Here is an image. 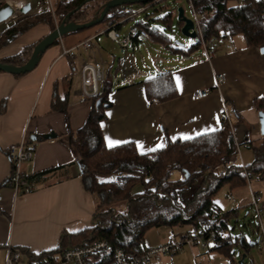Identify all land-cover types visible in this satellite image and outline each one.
Returning a JSON list of instances; mask_svg holds the SVG:
<instances>
[{
	"label": "crops",
	"instance_id": "crops-1",
	"mask_svg": "<svg viewBox=\"0 0 264 264\" xmlns=\"http://www.w3.org/2000/svg\"><path fill=\"white\" fill-rule=\"evenodd\" d=\"M32 2L25 3L31 7L30 11L41 12V1ZM102 32L103 29L89 28L64 38L67 46H73L96 36L101 56L107 61L114 88L109 93L111 105L100 124L108 147L132 141L141 153L154 151L164 147L169 138L184 140L185 136L192 138L215 131L225 117L231 123L241 163L253 161L249 142H257L263 136L255 106L256 99H264V53L260 47L248 45L239 34L218 40L211 58L206 57L200 46L176 54L169 65L156 60L153 68L148 69L147 65L140 69L137 60L140 42H159L140 40L131 52L127 50L117 58L116 48L109 50L110 44L108 47L102 44L99 38ZM48 33L46 24L32 28L18 37L16 44L14 41L2 48L0 59L16 54ZM61 51L60 43L51 46L34 69L21 75L0 70V264H5L9 245L32 254H44L58 250L65 233L77 232L93 221L95 198L84 188L80 166L70 145L71 133L84 125L93 100L82 96L81 77L70 72L71 61L79 63L80 57L61 56ZM83 51L89 53L87 49ZM166 71L172 72L178 95L166 101L149 100L144 80ZM199 88H209L211 92L197 100L193 93ZM54 100L60 108L54 109ZM50 133L55 136L42 137ZM25 134L36 145L34 157L22 165L34 190L26 192L21 188L16 193L6 183L12 171L6 150L19 144ZM109 141L120 143L109 146ZM214 201L222 210L232 211L230 219L238 217L242 207L251 206L245 185L228 190L225 198L215 197ZM190 228L191 225L160 226L155 238H144L143 242L145 246H154L166 241L171 232ZM243 238L247 241L245 235L231 237L229 245L218 249L184 247L178 255L164 256L152 264H241L243 253L248 256L252 246L262 241L260 236L257 241H247L250 245L245 249ZM29 259V253L22 250L20 264H27ZM250 262L264 264V259L252 255Z\"/></svg>",
	"mask_w": 264,
	"mask_h": 264
},
{
	"label": "trees",
	"instance_id": "trees-1",
	"mask_svg": "<svg viewBox=\"0 0 264 264\" xmlns=\"http://www.w3.org/2000/svg\"><path fill=\"white\" fill-rule=\"evenodd\" d=\"M90 1L53 0L54 15L59 23L65 18L69 22H89L100 16L109 0H100L92 14L88 11ZM188 1L199 17L206 40L217 43L222 38L241 34L250 46L264 45V0H242L234 5H230L232 0ZM155 3L135 5H150V8ZM124 16L121 6L113 7L98 24L110 26ZM160 19L171 27L173 14ZM179 22L182 26L183 23ZM40 24H46L49 33L55 29L50 8L36 14L28 12L5 28L0 33V50ZM122 24H118L117 29ZM136 24L145 27L154 41L175 54L190 52L201 46L199 40L184 51L171 45L168 35L159 27L152 26L150 20H140ZM82 31L85 30L70 32L65 36ZM45 36L0 61L13 65L25 64L37 43ZM57 43L59 39L53 45ZM144 86L146 96L151 101H166L178 95L171 71L148 77L144 80ZM113 88L114 80L107 68L98 95L90 98L93 107L86 122L71 133L70 145L80 165L82 182L84 188L93 194L96 210L91 225L71 234L65 233L57 249L104 238L112 248L121 246L129 253L138 254L144 248L143 241L149 229L160 226L196 227L201 220H208L212 208L222 210L214 199L223 187L233 189L244 186L248 184V179L254 177L264 180V136L257 142H249L254 159L250 164L243 165L237 160L233 129L225 117L222 126L215 131L184 140L169 138L164 147L154 151L141 153L132 141L108 147L100 121L106 117V108L111 105L109 93ZM97 100H100L98 105ZM255 106L258 111H264V99H256ZM53 107L60 108L55 100ZM174 173H178L177 176L174 177ZM223 212L220 227L226 234L218 238L219 248L229 245L232 237L228 233L232 211ZM242 241L247 249L250 244L244 238ZM21 250L29 253L31 259L40 255ZM229 256L233 261L232 252Z\"/></svg>",
	"mask_w": 264,
	"mask_h": 264
},
{
	"label": "built area",
	"instance_id": "built-area-1",
	"mask_svg": "<svg viewBox=\"0 0 264 264\" xmlns=\"http://www.w3.org/2000/svg\"><path fill=\"white\" fill-rule=\"evenodd\" d=\"M46 1L50 8H52L51 10H53V0ZM149 6L150 5L135 4L122 5L121 11L125 16L107 27V36L112 40L118 41L123 48L133 46L140 40L152 41L153 37L150 32L141 25L133 24L127 35L122 38H120L117 29L118 24L134 16H139L142 12L146 11ZM191 9L194 15L192 18L194 20V29L197 32V37H199L201 41V47L206 57L211 58L216 43L214 40L208 41L204 38L199 17L192 7ZM64 21L66 23L69 22L68 18H65ZM58 25L59 24H57V26ZM95 37L96 36L88 37L73 46L66 45L64 36L59 39L62 48L61 56L70 57L72 59H75L77 56L80 57L81 61L79 63L73 60L71 61L70 72L80 75L81 94L84 98H94L98 95L100 86L106 78L108 64L101 56L100 47L94 40ZM84 49H87L89 53L84 54ZM143 67L146 68L147 65L144 64ZM210 92L211 89L209 88H199L195 90L193 96L198 100L207 97ZM35 150V143L32 142L26 134L19 144L11 146L6 150L7 156L12 163V171L6 183L11 186L16 193L19 192L21 188H24L26 192H32L34 190V187L28 180L26 172L22 169V165L24 162L30 161L34 157ZM236 151L238 155L237 160L241 162L238 144L236 146ZM248 184L250 185L251 206L256 216L259 236L260 239L264 241V199L259 192L252 188L251 180L249 179ZM223 213L221 209L212 208L209 211L208 220H201L196 227H191L190 229L173 231L169 234L166 241L157 245H144L142 252L138 254L129 253L121 246L112 248L106 239L101 238L81 245L61 247L58 250L40 254L34 259L30 258L27 264H152L160 261L164 256L176 254L184 247H195L198 245L205 250L218 249L220 247L218 238L226 234L225 230L220 227ZM21 258L22 250L15 249L11 245L7 247L5 264H20Z\"/></svg>",
	"mask_w": 264,
	"mask_h": 264
},
{
	"label": "rangeland",
	"instance_id": "rangeland-1",
	"mask_svg": "<svg viewBox=\"0 0 264 264\" xmlns=\"http://www.w3.org/2000/svg\"><path fill=\"white\" fill-rule=\"evenodd\" d=\"M16 1L22 2L26 0H16ZM37 1L38 0H33V2H37ZM40 1H41L40 9H42L41 12L50 8L46 0H40ZM241 1L242 0H232L230 2V5L238 4ZM100 2H101L100 0H92L89 2L88 11L90 12V14H92L95 11L96 7L99 5ZM179 6H182L184 8L185 15L187 17L189 18L194 17L193 11L190 7V3L188 0H159L153 6L148 8L146 11L142 12L139 16H134L132 18L127 19V21L122 25L120 29V32H119L120 38L127 35V33L129 32V29L131 28L133 24H136L140 20H143V21L150 20L152 26L159 27L161 30H163L168 35V37L171 40L170 42L171 45L180 47L184 49V51H188V49L192 47L193 45H196L200 39L199 37H196V38L187 37L182 33L181 24L177 17V8ZM36 13L37 12L33 13L32 11L29 12V14H36ZM170 13L173 14V22L171 24V27H168L167 24L162 22L160 18ZM53 14H54V11L52 10V16ZM24 16H26V13L20 10L17 16L13 17L8 22L0 24V33L5 28L9 27L10 25H12L13 23H15L16 21H18ZM53 20H54L55 27L57 26V24H60L55 15L53 16ZM90 28H93V30H97V31L103 29V34H101L99 38L102 44H107V47L109 46L108 44H110L111 48H108L109 50L115 49V48L117 49V58H121L123 54L127 52V50L130 52L133 50L132 46H130L128 49L125 50V48L121 47L118 41H115L109 38L107 36V33L105 32L107 28L105 27L104 24H96ZM85 30H89V28ZM239 38L243 39V36L239 35ZM16 41H15V44H16ZM97 41L98 40H96V42ZM175 55L176 54L173 53L171 49L164 47L162 44L140 42V48L137 49L138 67L142 69L143 64L146 63V65H148V69H151L153 68L155 62H158L156 60H161L160 62L163 63L164 65H169V63L174 61ZM177 174L178 173H174V177L177 176ZM251 185L253 186L252 188L255 191L259 192L262 198L264 199V180L254 177L251 180ZM245 186L250 196V185L246 184ZM228 190H230L228 186L223 187L219 191V193L216 195V199L222 200L223 198H225V192H227ZM250 199H251V196H250ZM158 230L159 229H157V227L149 229L145 234V238L146 239L155 238L158 234L157 233ZM229 232L231 233L232 237H234V239L236 237H241V235H245L248 242L258 240L259 232L257 228L256 216H255L252 206L247 205L245 207H242L240 210L239 216L235 218H231L229 220ZM185 249L186 248L181 249L180 251H178V253L174 254L173 256L178 255ZM260 249L263 250L261 252H264V241L263 240L258 241L255 245L252 246V250L249 252V255L247 256V261H249L248 264H251L250 260H251L252 255L256 256V258L260 260L264 259V253L259 252Z\"/></svg>",
	"mask_w": 264,
	"mask_h": 264
},
{
	"label": "water",
	"instance_id": "water-1",
	"mask_svg": "<svg viewBox=\"0 0 264 264\" xmlns=\"http://www.w3.org/2000/svg\"><path fill=\"white\" fill-rule=\"evenodd\" d=\"M157 0H109L102 10L100 16L96 19H93L89 22L84 23H75V22H61L55 29L50 32L47 36L41 39L34 48V51L29 58V60L23 65H13L7 64L0 61V70L7 71L13 74H23L31 71L38 64L42 54L49 49L56 40L60 37L65 36L70 32H78L90 28L98 23H100L109 10L113 7L122 6L125 4H136V3H148L155 2ZM21 11L24 13L30 12V6L25 4L22 6ZM15 13V9L11 6L8 0H0V22L6 21ZM177 17L178 20L183 23L181 26L182 33L191 38L197 37V32L194 29V20L185 15V10L182 6L177 8ZM182 45V44H181ZM260 51L264 53V45L260 47ZM100 103V100H97V105ZM259 120H260V129L261 134L264 136V111H259ZM55 134H44L43 138L54 137ZM36 138V137H34ZM80 166V165H79ZM259 241V240H258ZM248 253H243L241 264H244V259L247 257Z\"/></svg>",
	"mask_w": 264,
	"mask_h": 264
},
{
	"label": "bare ground",
	"instance_id": "bare-ground-1",
	"mask_svg": "<svg viewBox=\"0 0 264 264\" xmlns=\"http://www.w3.org/2000/svg\"><path fill=\"white\" fill-rule=\"evenodd\" d=\"M8 2L11 4V6L15 9V13L6 21L3 22H8L9 20H11L13 17L17 16L19 14V11L21 10L22 6L26 3V1H16V0H8ZM0 22V23H3Z\"/></svg>",
	"mask_w": 264,
	"mask_h": 264
},
{
	"label": "snow or ice",
	"instance_id": "snow-or-ice-1",
	"mask_svg": "<svg viewBox=\"0 0 264 264\" xmlns=\"http://www.w3.org/2000/svg\"><path fill=\"white\" fill-rule=\"evenodd\" d=\"M185 139L189 138L187 136L184 137ZM115 143H120L119 141H109V146H112ZM163 145H157V147H162Z\"/></svg>",
	"mask_w": 264,
	"mask_h": 264
}]
</instances>
